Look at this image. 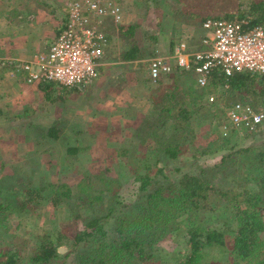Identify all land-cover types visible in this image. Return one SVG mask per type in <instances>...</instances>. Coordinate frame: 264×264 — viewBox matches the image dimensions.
I'll return each mask as SVG.
<instances>
[{"label":"trees","instance_id":"obj_1","mask_svg":"<svg viewBox=\"0 0 264 264\" xmlns=\"http://www.w3.org/2000/svg\"><path fill=\"white\" fill-rule=\"evenodd\" d=\"M170 1L177 24L201 26L208 18H220L247 19L250 25L264 26V0H242L219 13L196 0ZM167 23L157 13V32L143 28L139 19L117 26L120 35L126 37L121 58L138 61L173 50L178 42L167 34ZM140 36L151 40L149 48H143ZM165 77L168 84L162 79L150 82L153 86L147 99L152 110L130 133L136 144L120 141L117 156L112 157L115 163L94 173L85 171L74 186L47 181L20 187L8 183L0 171L1 237H8L7 230L2 229L8 227L15 213H35L51 205L65 207L70 217L56 231L36 234L24 262L20 249L13 244L0 249V264H162L159 243L166 237L183 240L184 247L173 256L178 257L177 264H208L204 260L209 248L226 252L228 264H264L263 145L237 150L244 158L239 163L243 170L236 177L222 169L223 155L219 163L197 167L196 174L179 173L171 180L166 170L170 162L177 163L189 152L193 159L199 157L197 153H204L191 144L185 130L193 120V108L204 107L202 100L211 84L220 86L227 79L215 71L203 91L193 88L191 71L176 67ZM228 81L231 95L234 91L251 93L256 86L257 93L264 96V80L254 74L235 72ZM43 133L56 140L61 130L51 126ZM83 148L72 145L66 152L73 157ZM170 169L179 171L176 165ZM126 189L136 195L132 202L125 203L121 196ZM220 212L229 215L230 226L212 224L209 217L210 223L207 218L200 219L204 214ZM62 246L63 252L59 251Z\"/></svg>","mask_w":264,"mask_h":264},{"label":"rangeland","instance_id":"obj_2","mask_svg":"<svg viewBox=\"0 0 264 264\" xmlns=\"http://www.w3.org/2000/svg\"><path fill=\"white\" fill-rule=\"evenodd\" d=\"M70 0H67L69 2ZM122 4L124 11L123 24H130L136 20H141V26L148 31H156V14L163 17L169 26L167 34L177 42L189 40L193 42V45H197V37L200 32L202 33L201 26H196L190 22L188 24H177L174 18L173 3L170 0H119ZM242 0H196L197 3L209 6V11L224 12L236 7V5ZM243 8V6L241 7ZM173 10V11H172ZM221 17V14H216ZM125 21L128 23H125ZM121 24H108L107 28L110 31L109 44L105 53L111 56L113 52L122 50L126 42V37H122L117 31L116 27ZM116 29V30H115ZM153 32V33H154ZM192 37V38H191ZM143 48H149L151 46V40L143 37L138 39ZM160 54V53H155ZM153 57V56H152ZM151 57H146L138 62V77L145 79V87H143V93H146L145 100L134 98L130 100L124 108V111L130 113L133 108H139L146 110L149 113L152 110V104L147 99L151 93V87H147L149 81L147 74V60ZM176 68V67H175ZM175 70V69H174ZM169 76V75H168ZM147 77V78H146ZM115 79V78H114ZM165 84H168L167 77L162 79ZM103 82V81H102ZM153 83V82H152ZM150 84V82H149ZM58 85V84H57ZM111 84L106 83L104 88L95 92H84L72 94L69 97V103L72 110L83 112L81 117L63 118L62 107H51V110L42 107L41 109H35L33 111L28 108L35 102L27 100L29 95L24 97L20 96L18 91L15 93L7 87H1L2 90L10 93L5 97H0V171L3 172L4 177H8V183H14L20 187L27 186V183L40 184L41 182L53 181L56 183H68L74 186L75 183L81 178L85 171L91 173L96 172L100 168L107 167L111 163L116 161L112 160V157L117 156L115 149L121 145L120 141L124 140L125 143L131 142L136 144L137 140L130 136L139 124L141 118L147 114L140 112V116L137 114L130 116L131 123L129 128L121 123L116 126L112 124L110 120L108 107L104 106V102H100V97L103 98L104 93L107 92ZM144 86V85H143ZM73 88V87H72ZM145 88V89H144ZM148 88V90H147ZM195 87V82L193 84ZM207 88V87H206ZM205 90V89H199ZM220 90L217 84H211V90L202 100L204 107L193 108V120L190 123L189 128L185 130L187 139L191 144L198 148V151L202 150L204 153L199 154L197 159L191 158L188 154L180 156V161L177 163L170 162L166 168L171 180L175 179L179 173L189 172L196 174L198 168H207L211 164L219 163L222 160L223 155H226L223 165L229 167H223L227 171H230V175L237 176L240 168V161L244 158L242 154H237L239 148L246 147H264V131L258 132L254 135H245L235 132H230L228 136L221 134L222 125L224 120L222 119V113L217 103L207 105V96L211 93H216ZM258 88H255L250 92L234 91L233 98H243L250 101L261 100L263 95L257 93ZM2 91V92H3ZM58 94L56 95L55 93ZM65 92H68L65 89ZM63 91L54 92L53 105H60L58 100L65 97ZM83 95V96H82ZM95 96V97H94ZM85 101L84 107L81 106ZM189 100V98H188ZM94 102H97L95 104ZM220 101H218L219 103ZM100 105V106H99ZM44 106L45 103H44ZM86 106V107H85ZM96 106L102 109L101 114H94ZM88 108H92L89 111ZM192 109V107H191ZM123 110H121L122 112ZM92 112L93 115H89ZM81 114V113H80ZM124 117V116H122ZM91 118V119H89ZM123 118H121L122 120ZM64 121V123L60 122ZM80 121V122H79ZM59 122L60 125L56 124ZM127 122V121H125ZM63 127L58 139L47 137L43 132L48 127ZM64 124V125H61ZM70 123V124H67ZM69 125V126H66ZM125 124V123H124ZM121 126V127H120ZM79 129V132H75L74 129ZM191 131H190V130ZM78 145L84 147L78 155L71 157L66 149L69 146ZM229 155V156H228ZM116 158V157H115ZM174 165L179 167V171H172ZM245 168V167H244ZM244 178V177H243ZM241 179L244 180V179ZM3 193L5 190L3 189ZM130 189L123 190L121 193L125 203L135 200L136 195ZM213 223L219 227L231 225L229 215L225 212L212 213L210 215H202L200 219H208L206 221ZM69 214L66 208L63 206L53 207L51 205L42 206L35 213L19 214L15 213L9 218L8 227L5 229L8 233V237L0 238V249L3 247H10L9 244L20 249L21 256L28 258L33 249L35 235L43 234L47 231H56L58 227H63L68 222ZM65 251V247L62 246ZM61 247V248H62ZM183 240L179 238L174 240L172 237H166L159 243L160 248V261L162 264H177L178 257L174 258V253L183 248ZM226 252L218 248H209L205 254V262L208 264H228L226 259Z\"/></svg>","mask_w":264,"mask_h":264},{"label":"built area","instance_id":"obj_3","mask_svg":"<svg viewBox=\"0 0 264 264\" xmlns=\"http://www.w3.org/2000/svg\"><path fill=\"white\" fill-rule=\"evenodd\" d=\"M66 13V23L47 52L20 63L18 69L25 72L26 84L53 82L66 88L87 87L98 77L97 66L109 44L105 22L123 24L122 4L119 0H70ZM201 29L209 33L203 49L178 42L170 57L156 54L147 60L149 78L156 82L171 75L175 68L169 58L175 60L178 69L191 71L198 89L210 84L215 71L222 72L227 80L218 92L207 96L206 102L219 105L224 120L221 134L228 136L232 131L254 135L264 131V96L254 102L233 98L228 81L235 72L243 71L264 80V26L250 25L247 19L208 18ZM6 66L8 62L0 60V69ZM9 75L14 77V71Z\"/></svg>","mask_w":264,"mask_h":264},{"label":"crops","instance_id":"obj_4","mask_svg":"<svg viewBox=\"0 0 264 264\" xmlns=\"http://www.w3.org/2000/svg\"><path fill=\"white\" fill-rule=\"evenodd\" d=\"M66 1L67 0H0V60L8 62V66L0 69V97H5L10 93V91L5 93L1 88L3 86L11 89L13 93L18 91L21 97L28 94V102H35V104L31 105V103L28 106L31 111L38 108L41 109L42 107L48 110H51V107L60 108L62 104L67 102L62 108V120L64 117L66 119L70 117L79 118L85 111H77V109L72 110L73 107H71L68 101L70 95L81 93L83 90V93L88 91L97 93L100 88L102 91L105 84L109 83L111 84L110 87L106 90L107 92L104 93L103 98L100 97L99 101L104 102V106L106 108L108 107L110 110V120L113 121L110 125L113 126V124H115L117 126L118 123H121L127 126L126 128H129V124L131 123L130 116L135 114L140 116L141 114L139 111L147 113L146 110H141L139 108H133L130 113L124 111L125 106H128L127 104L130 103V97H133L131 101H133L134 98L145 100L144 96L146 93H143L142 88L145 87L146 80L144 78L141 79L137 74L138 62H141L140 60L124 61L121 58L123 48L118 52H113L111 56L104 53L97 66L98 77L92 84L87 87L66 88L68 92H65V90H63V92L65 94L67 93V95L58 100L61 103L57 106L53 105L54 92L60 91L56 83L52 84L47 82L39 85H28L23 79L25 72L18 69L20 63L33 59L35 54L47 52L57 34L66 23ZM110 23H112V25L114 24L110 20H106L105 22L107 36L110 35V31L107 28ZM125 23H128V21H125ZM208 36L209 33L202 30V33L200 32L197 37V45H193L192 40H186L185 42L189 48L200 50L205 47L203 40ZM171 54L172 50H169L168 53H160V55L169 57ZM169 61L175 68V60L169 58ZM33 69L36 70L37 66L33 65ZM11 70L14 71V77L9 75ZM148 79L147 87H151L152 84H149V82L153 81L149 76ZM55 94L57 95L58 92ZM84 100L81 99L79 101V103L83 101L81 104L82 107L85 105ZM44 103L46 106H44ZM94 103L98 105L97 102ZM99 106H96L97 108L96 111L94 110V114L102 113V109L99 108ZM87 109L89 111L93 110L88 107ZM121 110L123 111L121 112ZM89 115H93L92 112ZM121 118L123 119L121 120ZM62 123H64V121ZM62 123L61 125H64ZM56 124L60 125L59 122H56ZM67 124L66 126H69ZM52 125L54 126L55 123ZM63 127H59V129L62 131V129L64 130ZM136 127L137 125L135 128ZM74 131L79 132L80 130L74 129Z\"/></svg>","mask_w":264,"mask_h":264},{"label":"water","instance_id":"obj_5","mask_svg":"<svg viewBox=\"0 0 264 264\" xmlns=\"http://www.w3.org/2000/svg\"><path fill=\"white\" fill-rule=\"evenodd\" d=\"M59 251L63 252L64 251V248L63 247L62 248H59Z\"/></svg>","mask_w":264,"mask_h":264}]
</instances>
